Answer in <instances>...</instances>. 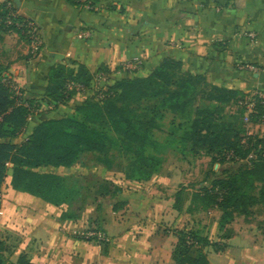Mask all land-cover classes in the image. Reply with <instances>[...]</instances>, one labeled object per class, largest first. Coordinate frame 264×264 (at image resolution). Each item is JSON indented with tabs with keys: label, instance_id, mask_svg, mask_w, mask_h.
I'll return each instance as SVG.
<instances>
[{
	"label": "crops",
	"instance_id": "1",
	"mask_svg": "<svg viewBox=\"0 0 264 264\" xmlns=\"http://www.w3.org/2000/svg\"><path fill=\"white\" fill-rule=\"evenodd\" d=\"M9 2L39 25L43 39L41 53L32 57L17 30L0 31V74L24 99H45L50 72L60 64L75 61L94 75L110 70L107 84L93 83L68 104L47 107L31 119L25 139L42 121L75 114L101 87L148 77L165 59L181 62L184 71L213 86L264 92V0H98L96 11L67 0H0V8ZM131 61L140 64L137 72L119 69ZM258 129L264 137V124ZM47 169L57 168L40 171ZM11 183L9 171L1 190L0 236L14 240L4 252L10 263L24 254L32 264H176L174 231L189 228L187 215L175 209L179 190H149L154 179L126 181L115 197L103 199L101 211L90 204L67 218L71 200L56 205ZM117 203L123 207L114 211ZM95 212L101 214L94 218ZM93 222L109 237L107 244L75 234L95 227ZM227 240L231 245L232 238Z\"/></svg>",
	"mask_w": 264,
	"mask_h": 264
},
{
	"label": "trees",
	"instance_id": "2",
	"mask_svg": "<svg viewBox=\"0 0 264 264\" xmlns=\"http://www.w3.org/2000/svg\"><path fill=\"white\" fill-rule=\"evenodd\" d=\"M67 1L78 8L75 0ZM10 12L17 13L13 2L1 6L3 19ZM27 25L28 20L16 14L11 25L0 24V31L17 30L30 43ZM181 71V62L165 59L148 77L122 79L100 88L77 107L75 114L42 121L21 143L16 140L27 132L30 120L41 115L43 105L57 108L68 104L76 95L88 90L98 74L107 75L109 81L110 70L102 68L94 75L75 61L60 64L50 72L47 95L43 100L24 99L11 84L3 81L0 74V198L11 171L14 189L56 205L70 201L71 195L77 193L76 188L69 189L64 177L40 170L72 168L85 153L100 156L109 167L110 163L103 160L116 152L131 167V180H150L160 161L148 154L149 146L156 132L162 131V113L169 112L174 116L171 124L183 131L180 141L189 143L191 151L208 147L210 153H216L214 162H245L236 173L215 178L211 186L204 189L200 197L205 210L208 213L222 212L226 218L233 219L250 216L255 204L264 207V137L234 128L210 132V125L214 122L212 114L198 109L195 118L189 112L195 97L200 94L217 103L233 100L241 109L244 127L249 124L257 126L264 124V100L254 96L255 91L244 93L208 86L203 76ZM70 84L80 85L84 90H69ZM202 84L205 87L201 88ZM249 101H253L255 107L247 123L245 116ZM178 117L182 121L177 124ZM121 190L119 187L113 191L105 190L101 197H115ZM181 191L175 195V209L179 212H182L184 196ZM98 205L101 211V204ZM122 207L123 204L117 203L113 209L119 211ZM76 215L71 213L65 217ZM93 223L95 227L91 229L103 231L96 222ZM174 234L177 243L172 257L176 264H213L205 251L213 247L207 238L199 237L194 228L175 230ZM224 239H230V236ZM6 248V242L0 239V264H32L24 254L17 263L8 262L3 256ZM215 249L220 251L216 245Z\"/></svg>",
	"mask_w": 264,
	"mask_h": 264
},
{
	"label": "rangeland",
	"instance_id": "3",
	"mask_svg": "<svg viewBox=\"0 0 264 264\" xmlns=\"http://www.w3.org/2000/svg\"><path fill=\"white\" fill-rule=\"evenodd\" d=\"M135 63L138 67L134 71H126L122 67L121 71L124 73L137 72L140 69V64ZM181 72L191 74L183 69ZM206 83L211 86L208 82ZM202 87L205 86L202 84ZM101 88L103 89V87ZM45 108L47 106L43 105L41 111L43 112ZM198 109L213 115L214 122L210 125V132L219 133L234 128L262 135L261 129H258L259 125L249 124L244 127L241 109L233 100L217 103L200 94L195 97L189 112L197 118ZM162 116L160 121L162 131L156 132L149 146L148 154L160 161L155 173L150 178V180H156L157 183L151 185L149 190H182L181 192H184L181 206L182 212L187 215L189 228H194L199 237L207 238L213 245V247L206 248L205 251L212 255L216 264H264V259L261 257L264 255V207L255 204L247 218L239 216L229 219L222 212L211 211L208 213L200 197L204 189L210 187L215 178H225L236 173L244 166L245 162H214L216 153H210L208 147L191 151L189 143L180 141L183 131L171 124L174 116L169 112H163ZM176 121L178 124L182 120L178 117ZM24 140L25 136H21L16 142L21 143ZM105 160L110 163H108L109 167H106L107 165L102 162L100 156L85 153L72 168L45 170V172H53L64 177L69 189L76 188L77 193L71 195L72 214L80 215L81 209L90 204L102 205L105 198H102L101 195L105 190L113 191L115 187L123 190L126 181H134L130 178L133 172L131 167L123 158H120L119 154L113 152L109 158L103 161ZM107 171H111L114 175H109ZM98 214L101 212H95L94 218ZM246 220L250 223H246ZM225 236L232 238L231 245H228L229 241L224 239ZM5 238L8 240L5 241ZM0 239L8 242L7 246H12L11 244L14 243L12 237H7V235L0 236ZM215 245L219 247L220 251H216ZM221 255L224 256V260L219 259ZM3 256L6 258V253Z\"/></svg>",
	"mask_w": 264,
	"mask_h": 264
},
{
	"label": "built area",
	"instance_id": "4",
	"mask_svg": "<svg viewBox=\"0 0 264 264\" xmlns=\"http://www.w3.org/2000/svg\"><path fill=\"white\" fill-rule=\"evenodd\" d=\"M76 3L78 4V8L80 9H84V10H88V11H96L97 10V3L94 2V0H75ZM17 14V13H16ZM16 14L10 12L4 19L0 16V24H5V25H11L13 22V17L16 16ZM28 20V36L30 39V55L32 57H38L39 54L41 53V50L43 48V39H42V35H41V30L39 25L30 19ZM136 67H138L137 63H133V62H128L125 63L122 68L123 70L126 71H134L136 69ZM247 68L251 71H255L256 67L255 66H247ZM108 82V76L100 73L97 75L96 83H106ZM69 90H73L76 89L77 91H83L84 88L80 85L77 84H70L69 85ZM21 95V94H20ZM254 96H258L259 98L264 100V92L263 91H255L253 93ZM255 107V103L253 101H249L247 103V114L245 116V122H249V114L251 112H253V109ZM75 234L77 235V237H79L80 239L83 240H87V241H92V242H96V243H104V242H109V237L107 236V234L103 231H99V230H94V229H84V230H79L76 231Z\"/></svg>",
	"mask_w": 264,
	"mask_h": 264
}]
</instances>
